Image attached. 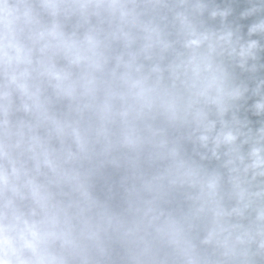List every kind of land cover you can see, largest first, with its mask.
I'll return each mask as SVG.
<instances>
[{"label": "clouds", "instance_id": "9594fccd", "mask_svg": "<svg viewBox=\"0 0 264 264\" xmlns=\"http://www.w3.org/2000/svg\"><path fill=\"white\" fill-rule=\"evenodd\" d=\"M0 264H264V0H0Z\"/></svg>", "mask_w": 264, "mask_h": 264}]
</instances>
